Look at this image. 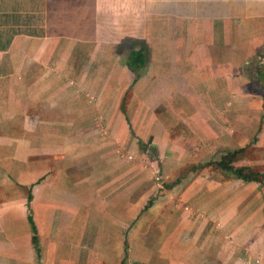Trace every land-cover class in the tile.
<instances>
[{"label":"crops","instance_id":"crops-1","mask_svg":"<svg viewBox=\"0 0 264 264\" xmlns=\"http://www.w3.org/2000/svg\"><path fill=\"white\" fill-rule=\"evenodd\" d=\"M263 160L264 0H0V264H264Z\"/></svg>","mask_w":264,"mask_h":264},{"label":"rangeland","instance_id":"rangeland-1","mask_svg":"<svg viewBox=\"0 0 264 264\" xmlns=\"http://www.w3.org/2000/svg\"><path fill=\"white\" fill-rule=\"evenodd\" d=\"M50 146V143H48ZM141 150L138 153V156L136 157V154L134 156L132 155H127L125 154L122 156L125 160L127 161H132V163H136L140 166V173H141V184L147 185L148 188H141V196L146 197V198H157L158 196H163V191H164V185L166 184L165 179H164V174L162 170H164L165 167V162L164 159L159 158L158 156H155L153 159L154 152H152V148L149 146V143L141 142L140 143ZM50 148V147H49ZM152 154V155H151ZM150 156V157H149ZM128 157H131L128 159ZM55 159L53 158V161ZM51 158H45V163L47 164V169L52 165L51 164ZM264 163V160H263ZM197 166L200 165H194V164H189L188 166L184 167L183 171V176L187 177L189 176L188 170L191 171L192 169L196 168ZM241 170V176L240 178L247 179L249 181H263L264 180V173L258 174L257 172H250L248 171V168H236ZM155 170H159L160 174L162 176V184L160 186L157 185L153 173ZM148 222L143 223L144 229L141 230V235L145 234L147 235L149 232L148 231Z\"/></svg>","mask_w":264,"mask_h":264},{"label":"trees","instance_id":"trees-1","mask_svg":"<svg viewBox=\"0 0 264 264\" xmlns=\"http://www.w3.org/2000/svg\"><path fill=\"white\" fill-rule=\"evenodd\" d=\"M139 54L140 55H142L143 53H134L133 54V58H136V57H139ZM138 59V58H137ZM136 64V62H134V61H132V59H131V64ZM139 64V66H142L143 64H144V61H141V62H139L138 63ZM238 177H240L241 176V170H239V169H232V168H230Z\"/></svg>","mask_w":264,"mask_h":264},{"label":"built area","instance_id":"built-area-1","mask_svg":"<svg viewBox=\"0 0 264 264\" xmlns=\"http://www.w3.org/2000/svg\"><path fill=\"white\" fill-rule=\"evenodd\" d=\"M153 176H154V179L157 183L158 186H160L162 184V176L160 174V171L159 170H155L154 173H153Z\"/></svg>","mask_w":264,"mask_h":264}]
</instances>
